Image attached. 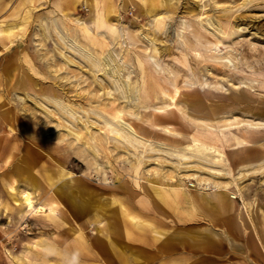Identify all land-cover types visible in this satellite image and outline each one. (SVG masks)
Here are the masks:
<instances>
[{
    "label": "rangeland",
    "instance_id": "374dc122",
    "mask_svg": "<svg viewBox=\"0 0 264 264\" xmlns=\"http://www.w3.org/2000/svg\"><path fill=\"white\" fill-rule=\"evenodd\" d=\"M262 122L264 0H0V264H264Z\"/></svg>",
    "mask_w": 264,
    "mask_h": 264
},
{
    "label": "bare ground",
    "instance_id": "6f19581e",
    "mask_svg": "<svg viewBox=\"0 0 264 264\" xmlns=\"http://www.w3.org/2000/svg\"><path fill=\"white\" fill-rule=\"evenodd\" d=\"M105 4V3H104ZM182 5V4H181ZM215 5V4H214ZM227 7V6H226ZM205 8V7H204ZM222 8V7H221ZM183 9V8H182ZM212 9V8H211ZM121 10V9H120ZM202 11V10H201ZM115 14V13H114ZM117 15V14H116ZM182 15V14H181ZM214 16V15H213ZM211 19V18H210ZM23 21V20H22ZM113 21V20H112ZM81 24H85V22L84 21H79ZM218 26V25H217ZM210 27V26H209ZM132 28V27H131ZM149 29V28H148ZM88 30H89V28H88ZM213 30V29H212ZM216 30V29H215ZM242 30V29H241ZM101 32V31H100ZM159 33V32H158ZM222 33V32H221ZM146 34V33H145ZM141 35V34H140ZM80 36V35H79ZM143 37L144 38H147V35L145 36V35H143ZM108 38V37H107ZM150 39V38H149ZM108 40V39H107ZM165 40V39H164ZM152 41H153V38H152ZM100 44V43H99ZM221 45V44H220ZM155 46H157V45H155ZM83 47V46H82ZM106 47V46H105ZM166 49H167V47H166ZM169 49V48H168ZM223 50V49H222ZM163 51V50H162ZM161 51V52H162ZM190 51V50H189ZM159 52V51H158ZM167 52V51H166ZM88 53V52H87ZM90 53V52H89ZM164 53H165V51H164ZM85 54H86V52H85ZM91 54V56L92 57H94V55L92 54V53H90ZM168 55V54H167ZM84 56V55H83ZM97 56V55H96ZM101 56V55H100ZM87 57V56H86ZM90 57V56H89ZM197 57V56H196ZM151 58H154L153 56L151 57ZM195 59H197V58H195ZM113 60V58H111V57H109L108 56V54H103L102 55V57H101V59H99V60H97V61H95V59H94V66H96V67H100V69H102L104 72H107V73H109V75H110V73L112 74V73H114V72H117L119 69H118V66L117 65H114V64H111L110 63V61H112ZM153 60H155V59H153ZM141 61H142V59H141ZM200 61V60H199ZM118 62V61H117ZM113 63V62H112ZM197 63V62H196ZM216 63V62H215ZM219 63V62H218ZM209 64V63H208ZM156 65L159 67V65L156 63ZM218 66V65H217ZM209 68V67H208ZM161 70V69H160ZM192 70V69H191ZM210 71V70H209ZM192 72V71H191ZM193 73V72H192ZM117 74V73H116ZM173 74V73H172ZM102 75V74H101ZM116 76V75H115ZM175 76V75H174ZM117 78V77H116ZM186 78V77H185ZM113 79V78H112ZM117 79H119V78H117ZM128 80V79H127ZM175 80V79H174ZM116 81V80H115ZM136 81V80H135ZM123 82V81H122ZM134 83V82H133ZM132 83V84H133ZM131 82L130 81H124L123 82V84H122V87H124V89H125V93H126V95H125V97H129V96H131L132 94H131V92L134 90V87H133V89L131 88ZM111 85V84H110ZM137 85V84H136ZM115 87V86H114ZM137 90V89H136ZM136 90H134V92L136 91ZM211 90V89H210ZM133 92V93H134ZM122 94V93H121ZM131 94V95H130ZM133 96V95H132ZM136 96V95H135ZM147 96V95H146ZM180 96H182V93L178 90V88H176L175 89V91H174V93L173 94H171L170 95V97H171V99L173 100V103L174 102H176L177 100H176V98H178V97H180ZM130 98V97H129ZM128 98V99H129ZM133 98H134V96H133ZM128 99H127V101H128ZM170 99V100H171ZM131 101H134L133 99H132V97H131V99H130ZM171 100V101H172ZM130 101V102H131ZM137 101H139V100H137ZM129 102V101H128ZM133 103V102H132ZM132 105V104H131ZM178 105V104H177ZM65 107H66V105H65ZM137 107H139V106H137ZM169 108V107H168ZM168 108H163V107H157L156 109L153 107V109L152 110H154L155 109V113L157 112L158 114H162L161 116H167L166 114H164L167 110H168ZM171 108V107H170ZM133 109V108H132ZM63 111V110H62ZM69 112V111H68ZM133 112V111H132ZM155 113L154 112H151V116H155ZM135 114V113H134ZM116 119H117V121L120 123L121 121L120 120H123L124 119V116H123V113L122 112H120V111H118L117 112V114L115 113V116H114ZM133 118V117H132ZM252 119V118H251ZM260 121V120H259ZM118 123V124H119ZM248 123H250V121L248 122ZM262 123H264V122H262ZM123 123H120V128H119V130L120 131H122V132H125L124 131V127H123V125H122ZM125 124V123H124ZM129 127L132 129V127L129 125ZM114 128V127H113ZM118 128V127H117ZM125 128H128V127H125ZM132 131V130H131ZM167 131V130H166ZM118 132V131H117ZM132 133V132H131ZM124 134V133H123ZM171 137V136H170ZM137 138V137H136ZM176 141V140H175ZM195 144V143H194ZM197 144V143H196ZM197 146V148L195 149V150H193L192 152H194L195 151V155H197V154H199V151H200V148L198 147L199 145H196ZM196 151H198V152H196ZM200 155V154H199ZM220 164V163H219ZM218 171V170H217ZM219 174H220V172H218ZM11 189H15V186L14 185H12V187H11ZM241 195V194H240ZM242 196V195H241ZM17 202H18V204H20L21 202L26 206V208H27V210L28 211H32V212H34V213H40V212H43L44 210H45V206L44 205H42V204H36V200L34 199V196H33V193L31 192V191H29V190H24L23 192H22V197L20 198V201L19 200H16ZM247 205V204H246ZM247 207V206H246ZM48 209V208H47ZM52 209V208H51ZM245 209V208H244ZM248 209V208H247ZM252 210V209H251ZM248 211H249V209H248ZM248 211H246V212H248ZM128 214H129V217L131 218V219H137V216L136 215H134V214H131L130 212H128ZM251 215V214H250ZM251 217V216H250ZM250 217H248V218H250ZM138 220V219H137ZM136 220V223L137 224H140L141 222L138 220L137 221ZM133 221H135V220H133ZM251 223L253 224V222L251 221ZM254 226V225H253ZM72 229V228H71ZM255 231V230H254ZM81 236V235H80Z\"/></svg>",
    "mask_w": 264,
    "mask_h": 264
},
{
    "label": "clouds",
    "instance_id": "9594fccd",
    "mask_svg": "<svg viewBox=\"0 0 264 264\" xmlns=\"http://www.w3.org/2000/svg\"><path fill=\"white\" fill-rule=\"evenodd\" d=\"M73 262L74 264H79V253H74L73 254Z\"/></svg>",
    "mask_w": 264,
    "mask_h": 264
},
{
    "label": "crops",
    "instance_id": "0c3cea01",
    "mask_svg": "<svg viewBox=\"0 0 264 264\" xmlns=\"http://www.w3.org/2000/svg\"><path fill=\"white\" fill-rule=\"evenodd\" d=\"M36 200V199H35ZM37 204V203H36ZM23 206H25V205H23ZM25 211L26 212H31L32 213V211H28L27 210V208H26V206H25ZM34 213V212H33ZM72 230L74 231V232H79V236L82 238V234H81V232H80V230L78 229V228H72ZM79 230V231H78Z\"/></svg>",
    "mask_w": 264,
    "mask_h": 264
}]
</instances>
